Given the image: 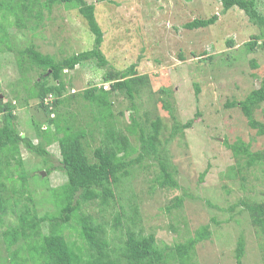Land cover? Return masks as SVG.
<instances>
[{
    "label": "rangeland",
    "instance_id": "374dc122",
    "mask_svg": "<svg viewBox=\"0 0 264 264\" xmlns=\"http://www.w3.org/2000/svg\"><path fill=\"white\" fill-rule=\"evenodd\" d=\"M84 1L94 5L96 21L104 32L101 51L110 67L124 71L137 64L138 75L146 76L135 103L139 106L140 115H146L149 121H161L159 149L166 148L178 173L179 189H160L155 185L151 171L145 169V164L134 169L133 178L116 191L117 195L122 192L119 196L122 212L128 218L134 216V226L129 221L128 226L142 236L153 235L156 245L161 248L180 243L193 237L200 227L209 226L212 235L196 246L191 261L194 264H236V244L242 235L245 241L242 264H264V240L239 204L243 200L264 202L261 166L246 167L245 158L234 159L224 145L225 142L234 144L239 140L249 145L251 153H264V135L259 136L248 127L239 108L229 106L244 100L264 79V50L248 51L243 45L258 34V29L238 9L220 16L219 0ZM256 5L258 13L264 16V0H257ZM67 7L56 5L50 11L42 12L43 20L39 27L33 21L21 22L19 27L12 24L5 30L4 38L9 49L4 45L0 48V100L14 105L16 131L34 144L39 141L37 127L47 129L49 133L53 132V127L48 126L46 115L36 106L37 101H29L25 90L28 83L31 86L40 80L42 71L33 68L23 71L24 68L17 64L25 67L27 60L25 57L20 61L17 50L32 44L43 55L54 57L55 61L89 51L94 36L77 10ZM215 14L220 20L211 27L195 31L183 28L193 19H205ZM228 42H232L231 49ZM203 54L204 63L200 61ZM208 57L211 59L207 60ZM252 63L256 66L252 67ZM104 74L105 70L98 69L94 62L77 66L74 72H64L63 97L90 87L109 90V84L102 80ZM50 79L48 82L52 83ZM163 90L169 91L170 96L162 95ZM108 101L111 126L116 131L126 132L132 115L129 102L118 93L110 94ZM164 102L171 105L180 123L199 114L191 129L167 145L164 142L169 137L172 120L163 108ZM69 105V109L76 110L77 118H80L77 128L92 124V115L86 110L74 102ZM64 111V107H60V126L63 125ZM253 116L255 121L264 125V102L255 109ZM125 136L131 146L137 144L133 136ZM98 137L101 136L94 133L92 140L90 137L86 139L90 160L99 144ZM47 149L50 162L57 166L60 159L57 144L52 143ZM5 160L9 163L3 167L6 174L2 178L6 180L3 198L27 203L25 198L30 196L39 217L56 212L51 191L66 182L65 176L55 171L47 177L40 159L23 147H20L15 160L3 156L4 163H7ZM203 172L206 175L199 183ZM33 174L40 175L43 181L38 182L34 178L33 182L30 179ZM13 182L16 188L12 192L10 186ZM18 186H21V191L17 193ZM185 194L192 198H186L178 209L167 211L174 198ZM108 202L104 205L98 198L81 209L103 223L111 255L115 258L125 235L123 225L113 226L120 211L117 202ZM231 206L236 208L232 212L227 211ZM15 224L12 214L0 212V264H7L9 254L18 247L23 248V244L18 243L8 250L3 243L6 227ZM72 225L65 226L64 235L67 240L78 241ZM42 231L46 233V224Z\"/></svg>",
    "mask_w": 264,
    "mask_h": 264
},
{
    "label": "trees",
    "instance_id": "16d2710c",
    "mask_svg": "<svg viewBox=\"0 0 264 264\" xmlns=\"http://www.w3.org/2000/svg\"><path fill=\"white\" fill-rule=\"evenodd\" d=\"M219 1L220 16L227 15L232 9H238L243 12L248 22L258 29V34L243 44L245 48L248 51L264 50V16L257 11V0ZM56 5L77 10L94 36L93 46L89 51L73 54L60 61H55V58L50 55H43L32 44L17 50L19 60L25 57L27 60L25 67L17 64L24 68L23 71L30 68L42 71L39 81L31 86L27 81L25 90L28 92L29 101H37L36 106L46 115V122L49 127H53V132L49 133L47 129L41 130L37 127L39 141L36 144L28 137H21L14 126L16 119L14 105L0 100V212L10 213L16 219L14 226L6 227L3 243L8 250L18 243L23 244V248L18 249V247L9 254L7 264H194L191 261L196 246L209 240L212 235L209 226L200 227L194 232L193 237L184 239L180 243L161 248L156 245L153 235L142 236L134 228L129 227L128 221L134 226L135 222L132 221L134 216L128 218L122 212V206L119 204V196L122 192L117 195L116 191L133 178L136 167L145 164V169L151 171L154 183L160 189H179L176 180L178 173L176 167L171 164L166 148L159 149L161 121L159 119L149 121L146 115H140L139 106L135 103L146 76L138 75L137 64L124 71H115L110 67L101 51L104 32L96 21L94 5L87 4L84 0H43V2L41 0H0V48L4 45L9 49L4 38H6L5 30L12 24L19 27L21 22L33 21L34 25L39 27L43 20L42 12L50 11ZM218 17L219 15L215 14L205 19H193L184 24L183 28L188 31L205 29L216 24L220 20ZM232 47V42H228V48ZM200 57V61L204 63V54ZM210 59L208 57L207 60ZM87 62H94L98 69L105 70L102 80L109 84V90H103L102 87H90L78 94L63 97L64 72H74L77 66ZM255 66L252 63V67ZM49 78L52 83L48 82ZM113 93L121 94L129 102L132 115L126 132L116 131L111 126L112 114L108 96ZM162 95L170 96L167 90H163ZM76 97L79 98L78 101ZM72 102L92 115V124L96 125L88 124L77 128L80 118H77L76 110L69 109L71 108L69 103ZM263 102L264 79L244 100L229 106L239 108L248 127L256 131L257 135L263 136L264 125L255 121L253 116L255 109ZM60 107L65 109L62 126L59 125ZM163 108L172 120L169 137L164 142L167 145L178 135L182 136L185 130L191 129L194 119L199 114L196 113L194 119L180 123L174 116L169 103L164 102ZM50 115L53 117L50 118ZM94 133L101 137H98L99 144L93 150L92 160H90L86 139L90 137L92 140ZM125 135L133 136L137 144L131 146ZM52 143H56L59 149L60 159L57 166L49 160L50 153L47 148ZM224 145L234 159L244 157L246 167L261 166L260 170L264 175V153H251L249 145L239 140L234 144L225 142ZM20 147L40 159L44 167L43 173L47 177L55 171L65 176L66 182L51 191L57 208L56 212L39 217L30 196L25 198L27 203L10 199L7 201L3 198L2 195L6 190L4 183L6 180L2 179L6 175L3 167H7L9 163L7 160H5L7 163H4L3 156H10L15 160ZM18 160L16 163L20 167ZM20 175L24 180L23 174L20 173ZM205 175L206 172H203L199 176V183H202ZM34 178L38 182L43 181L40 175L33 174L30 177L33 182ZM15 184L13 182L10 186L12 192L16 188ZM18 188L17 193L21 191V186ZM98 198L104 205L109 203L108 200H115L120 209L114 218L113 226L118 228L123 225L125 237L121 241V248H118L119 254L115 258L111 255L110 242L103 223L98 220V217L81 209L82 206ZM186 198L192 197L185 194L174 198L173 204L166 208L167 211L178 209ZM206 203L210 205L207 201ZM239 204L243 206V211L251 220L252 227H255L264 240V202L243 200ZM235 208L236 206H231L227 211L232 212ZM69 223L75 227L72 229L78 241L66 239L63 230ZM45 224L47 225L46 233L42 231V226ZM172 231L178 233L176 229ZM244 250L245 241L240 235L235 249L236 264H242Z\"/></svg>",
    "mask_w": 264,
    "mask_h": 264
},
{
    "label": "water",
    "instance_id": "95a60500",
    "mask_svg": "<svg viewBox=\"0 0 264 264\" xmlns=\"http://www.w3.org/2000/svg\"><path fill=\"white\" fill-rule=\"evenodd\" d=\"M21 137H23V136H21Z\"/></svg>",
    "mask_w": 264,
    "mask_h": 264
}]
</instances>
